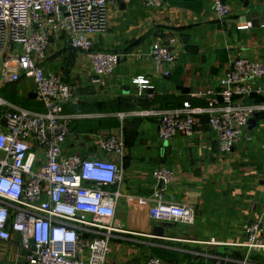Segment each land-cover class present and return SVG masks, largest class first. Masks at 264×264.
Instances as JSON below:
<instances>
[{"label":"crops","instance_id":"0c3cea01","mask_svg":"<svg viewBox=\"0 0 264 264\" xmlns=\"http://www.w3.org/2000/svg\"><path fill=\"white\" fill-rule=\"evenodd\" d=\"M214 1L165 0L160 8L147 7L143 0L110 5L108 27L93 38L94 48L118 53L120 62L98 82L87 55L66 41L54 42L44 62L47 72L62 75L75 90L65 111L80 118L72 123L65 150L100 158L98 141L107 134L122 136L126 144L118 231L107 264H146L151 257L164 264H208L215 257L224 264H264V253L236 245L246 240V223L259 222L264 240V111L254 116L242 142L229 153L219 150L207 114L196 117L192 137L167 141L159 137L156 116L134 114L186 102L207 106L206 92L219 88L220 77L238 53L264 63V0H222L231 8L224 19L215 14ZM169 36L178 40L177 63L158 66L151 49ZM139 76L153 88L134 84ZM257 84L262 91L247 96L245 103H264V78ZM35 91L27 80L0 86V96L8 102L43 112ZM4 112L0 107V120ZM120 113L126 114L124 119ZM160 168L174 173L161 188L155 177ZM157 189L164 191L166 201L192 207L195 223L153 220L151 198ZM157 226L164 227L163 236L155 235ZM0 264L27 261L16 244H2Z\"/></svg>","mask_w":264,"mask_h":264},{"label":"built area","instance_id":"2783aa9c","mask_svg":"<svg viewBox=\"0 0 264 264\" xmlns=\"http://www.w3.org/2000/svg\"><path fill=\"white\" fill-rule=\"evenodd\" d=\"M123 0H0V86L31 81L44 111L14 105L0 96L5 108L0 120V245L16 244L27 264H107L116 226V209L124 180L122 161L126 144L122 136L107 134L98 141L100 158L68 153L64 145L79 115L65 111L75 96L73 85L62 75L47 72L45 60L56 41H66L84 52L97 78L111 75L120 55L94 48V37L108 27V11ZM147 7L160 8L165 0H143ZM220 19L231 14L222 0L214 1ZM178 40L169 36L155 43L150 57L158 65L174 67ZM171 69L166 70L169 76ZM264 63L238 53L219 79V88L206 92L208 104L165 110L134 112L156 116L159 137L171 140L178 135L192 137L198 115L207 114L217 133L219 150L229 153L244 139L254 116L264 103L247 104L244 99L261 92ZM133 83L153 88L139 76ZM121 119L126 114L120 113ZM117 157L118 160L112 159ZM155 177L169 184L174 173L166 168ZM113 187L117 189L114 190ZM150 216L159 222L194 224L195 210L166 201L157 189L151 198ZM246 240L236 243L249 251L264 253L259 222L244 225ZM217 243L215 239L210 241ZM146 264H164L151 257ZM208 264H224L219 257ZM246 264V262L244 263Z\"/></svg>","mask_w":264,"mask_h":264},{"label":"water","instance_id":"95a60500","mask_svg":"<svg viewBox=\"0 0 264 264\" xmlns=\"http://www.w3.org/2000/svg\"><path fill=\"white\" fill-rule=\"evenodd\" d=\"M252 22V21H251ZM264 22V21H263ZM162 185H163V181H160V188L162 187ZM125 189V188H124ZM163 234H164V227H162V226H157L156 228H155V235H157V236H163Z\"/></svg>","mask_w":264,"mask_h":264}]
</instances>
